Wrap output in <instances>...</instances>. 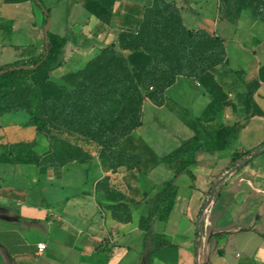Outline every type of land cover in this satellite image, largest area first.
<instances>
[{
  "label": "crops",
  "instance_id": "crops-1",
  "mask_svg": "<svg viewBox=\"0 0 264 264\" xmlns=\"http://www.w3.org/2000/svg\"><path fill=\"white\" fill-rule=\"evenodd\" d=\"M167 1L180 7L185 24L194 21V17L187 18L190 10L205 28L217 29L220 24L219 0H185L184 4ZM64 2L0 0V24L9 28L7 22H14L10 34L5 32L6 28L0 29V65L20 59L28 49L30 56L35 55V46L45 38L42 30L46 34L43 7L58 9ZM152 2L116 0L115 11L122 13L128 5L145 6ZM68 4V32L80 35L78 42L81 36L84 41L92 40L91 45L82 46L84 50L93 53L97 51L95 44H108L111 38L113 41L117 38H113L114 29L122 32L118 17L114 23L107 24L81 3L69 0ZM246 38L237 32L233 39H227L232 64L234 56H249ZM255 57L259 60L245 62L244 67L248 81L258 80L254 93L258 108L250 122L231 147L199 155L200 163L192 167L195 181L186 174L178 176L173 210L166 219L155 217L151 221L148 236L144 224L151 195L145 192L154 193L155 187L172 179L175 172L162 164L146 165L145 155L139 156L143 153L139 142L144 141L160 157L194 134L183 119L187 112L185 105L172 92L184 76L178 77L165 91L146 98L143 124L133 131L128 142L107 149L89 143L79 145L91 156L81 159L65 157L32 166L0 164V264H147L154 250L155 234H163L173 245L158 250L153 264H197L198 260L200 264H264V152L222 183L204 213V234L199 245L197 242L199 212L213 183L224 174L235 152L252 150L264 143L262 56L257 53ZM68 62L70 67L77 65L71 57ZM195 82L201 87L196 97L200 109L192 114L205 125L245 120L246 112L236 104L242 102L235 91L230 93L231 98L235 95L233 104L208 108L213 96L200 81ZM165 108L170 111L167 122L176 118L179 128L170 130L167 124L159 123L156 112ZM16 116L0 115L1 143L35 142L40 155L53 152L52 146L40 144L41 134L35 126L21 122ZM148 158L153 157L148 155ZM218 233L224 236L214 241L212 238ZM40 243L46 244L44 251L39 250Z\"/></svg>",
  "mask_w": 264,
  "mask_h": 264
},
{
  "label": "trees",
  "instance_id": "trees-1",
  "mask_svg": "<svg viewBox=\"0 0 264 264\" xmlns=\"http://www.w3.org/2000/svg\"><path fill=\"white\" fill-rule=\"evenodd\" d=\"M16 1L23 0H6V2ZM34 1L39 2V0ZM73 1L81 3L90 13L107 24L114 23L118 17L120 19L119 25L122 29L120 34L121 43H124L122 45L131 50L128 55L124 56L125 68L122 70L119 79L122 82L126 81L129 83L122 89V98L129 106H132L131 110H133L135 116L126 129V137L123 143L130 141V135L133 131L137 127L142 126L143 105L146 98L165 91L180 76L198 80L210 91L213 101L208 108H212L215 104L219 103H221V106L234 103L228 98L227 91L224 89V85L226 84L222 85V82L218 81L215 76L223 72V70H220L221 67L228 63L226 40L219 36H212L204 29L192 30L186 28L180 10H178L175 3L171 4L167 0H154L150 5L145 6L132 4L126 6L125 11L121 13L115 11L116 0ZM162 6L167 8L174 7L178 15L169 20L170 27L163 28V31L157 32L153 30L149 32L152 28L156 27L154 25L157 24L158 20L153 21L152 19H154L153 17L156 14L162 12ZM43 8L45 13H47L44 22L47 25L50 19V9ZM7 23L10 24L9 28L1 23L0 29L6 28L5 32L10 34L14 22L10 20ZM70 33L68 32L63 35L49 29L45 34L44 44L38 48L37 56L29 60H16L0 66V115L15 112L17 108H21L23 104H20L19 98L22 93H25L29 112L28 123L35 126L38 134L44 132L51 133L48 124L42 116L45 101L50 96V90L46 84L50 83V72L61 67L63 63V56L70 40ZM127 40L130 41L128 44ZM137 41L138 43H136ZM91 43L92 40L86 39L81 46L86 47L91 45ZM182 50L186 51V54L190 52V55H193L191 52L197 51L196 56L204 55L206 52L214 53L217 61L201 66L199 62L193 60L191 63L196 64L185 67L181 65L182 54L173 56L174 51L180 52ZM99 57L100 55L92 61L97 62ZM230 72L235 75V78L228 84V88L231 91H235L237 97L242 99L243 110L246 112L243 122L239 121L234 124L220 123L210 127L205 125L200 117L187 111L183 115V119L193 130L194 134L182 140L180 145L170 153L158 157L144 141L141 140L139 142L140 147L143 149V153H140L139 156L145 155L144 162L146 165L150 162L153 165L162 164L175 172V176L172 179L157 185L154 193L150 191L145 192L146 195H151L149 215L145 219L144 224L147 236L151 234V221L155 217L164 220L173 210L178 193L176 182L178 176L186 174L192 181H195L196 175L192 171V167L200 163L199 155L205 152L222 151L231 147L239 139L242 129L250 122L253 111L258 108L254 99L258 80L248 81L244 70H231ZM72 73L77 74L78 72ZM261 78L264 80V70L261 71ZM150 79H152L151 90L149 88L145 90L140 86H145ZM87 85V83L79 84L77 88H86ZM57 87L56 93L61 94L62 88ZM58 144L52 145L53 152L48 151L40 155L35 149V142H18L12 145L2 143L0 144L2 149L0 164L11 162L32 166L34 164L41 165L43 162H57L65 157L80 159L84 156L91 157L89 154L84 153L79 146ZM257 148L233 154L226 171L218 180L220 183L214 198L219 193L222 183L234 172L238 171L240 169L239 165L244 160L253 156ZM263 152L264 149L253 160ZM148 155L153 157L152 160L148 158ZM215 184L216 182L211 186L207 199L199 212L197 229L198 245L204 234L203 216L205 212L203 213V209L211 198L212 189ZM210 204L211 201L208 203L207 208ZM223 236V234L218 233L212 239L217 241ZM154 237V250L147 264H153L158 250L173 245L163 234H155ZM219 252H222V250H219Z\"/></svg>",
  "mask_w": 264,
  "mask_h": 264
},
{
  "label": "rangeland",
  "instance_id": "rangeland-1",
  "mask_svg": "<svg viewBox=\"0 0 264 264\" xmlns=\"http://www.w3.org/2000/svg\"><path fill=\"white\" fill-rule=\"evenodd\" d=\"M178 3L184 4L185 0H177ZM69 0H66L58 9H50V21L51 30L60 34L68 33V8ZM171 4L176 2L170 1ZM186 5V4H185ZM180 14L183 22L184 16L180 9ZM184 8V7H183ZM193 11L190 10L187 16L193 18L194 21H186V28L192 30L204 29L208 31L212 36H219L224 40L233 39L237 32L247 37L244 41L249 44L247 47L249 50V56H234V63L230 61L228 55V63L221 67L220 74H216L218 81L224 83V89L227 91L229 99L235 100V95L230 97L231 90L228 88L235 75L231 70H244L247 62H254L259 60L255 57V54L260 53L261 57V70H264V0H219L218 19L220 24L217 29L212 27H204L201 23V19L196 15H193ZM47 13H45L46 16ZM178 15L174 7L162 6V12L156 14L153 21L158 20L153 30L163 31L165 27H170L171 18H175ZM46 29V27H45ZM63 29L64 33L62 32ZM114 29V28H113ZM118 29V27H117ZM42 34L45 37V34ZM115 36L110 39L108 44H93V47L97 48V51L90 53V50H84L81 46L84 43V39L81 36L78 42V37L75 33H70V40L65 48V56H63L64 62L61 67L50 72V83L46 86L50 90V96L45 101V107L42 109V116L48 124L51 133L44 132L39 137L40 144L44 147L52 146L54 144H71L74 146H85L88 143L96 146L112 147L119 145L124 141L126 137V129L129 126L131 120L134 118L132 106H129L122 98V89L128 85V82H122L120 78L122 70L125 68L124 56L128 55L131 50L124 47V43H121L120 34L118 30L114 29ZM80 34V33H79ZM75 36V38H74ZM77 39V40H75ZM44 40L36 45V53L30 56V51L27 50V54L17 60H29L34 56H37L38 47L44 44ZM127 44L130 42L126 41ZM138 43V41L136 42ZM123 44V45H122ZM135 44V42H134ZM248 45V46H249ZM32 48V47H31ZM76 50H80V53H74ZM89 52V55L85 52ZM197 52V51H196ZM195 51L191 52L193 55L186 54V51L173 52V56L181 55V65L189 66L199 62L200 65H208L217 61L214 53L206 52L204 55L196 56ZM76 54V55H75ZM99 57L97 62H93L96 57ZM192 56V57H191ZM72 58L77 65L70 67L68 64V58ZM194 57V58H193ZM189 58H191L189 60ZM14 58H12L13 60ZM16 60H13L14 62ZM72 61V60H71ZM246 62V63H245ZM10 63V62H9ZM6 64V63H5ZM1 66V65H0ZM72 72H78L73 74ZM161 77V76H159ZM162 78V77H161ZM147 80V79H146ZM149 81V80H148ZM87 83L86 88H77L79 84ZM149 83V84H148ZM145 86L140 85L145 90L150 89L152 79ZM179 84L172 92L177 93L180 97L179 103L185 105V110L191 113H197L199 106L196 103V97L201 90L200 86L196 85V82L192 78L183 77L179 79ZM62 88L61 94L56 93V88ZM151 90V89H150ZM219 95V94H218ZM25 93H22L19 98L20 104H23L21 108H17L15 112H9L16 114L21 122H28L29 112L26 103ZM242 102V99H240ZM223 108L225 106H220ZM236 104L241 108L244 107L242 103L236 101ZM25 105V106H24ZM170 111L168 108L158 110L156 115L159 117L160 124H167V128L175 130L179 128V122L176 118H172L171 122H167V114ZM144 114V105H143ZM219 120H222L220 118ZM218 121L217 124H219ZM174 124V125H173ZM216 124V125H217ZM173 125V127H172ZM192 133V131H191ZM188 137V136H185ZM0 144H2L0 142ZM58 144V145H59ZM167 168L165 165H163Z\"/></svg>",
  "mask_w": 264,
  "mask_h": 264
},
{
  "label": "water",
  "instance_id": "water-1",
  "mask_svg": "<svg viewBox=\"0 0 264 264\" xmlns=\"http://www.w3.org/2000/svg\"><path fill=\"white\" fill-rule=\"evenodd\" d=\"M50 26H51V21L49 20L48 23H47L46 29H45V33H47V32L49 31ZM262 149H264V144H261L260 146H258V148L256 149V151L254 152V155L251 156L250 158L244 160V161L239 165V168H242L243 166H245L246 164H248L251 160H253V158H254L255 156H257V155L259 154V152H260ZM219 183H220V182L218 181V182H216V184L214 185V187H213V189H212V194H211V198H210L209 202L213 200V198H214V196H215V193H216V190H217V187H218ZM209 202H208V203H209ZM208 203L206 204L205 208L203 209V213L206 211V208H207ZM197 264H200V263H199V260L197 261Z\"/></svg>",
  "mask_w": 264,
  "mask_h": 264
},
{
  "label": "built area",
  "instance_id": "built-area-1",
  "mask_svg": "<svg viewBox=\"0 0 264 264\" xmlns=\"http://www.w3.org/2000/svg\"><path fill=\"white\" fill-rule=\"evenodd\" d=\"M151 89H152V88H151ZM45 248H46V244H45V243H40V244H39V250H40V251H44Z\"/></svg>",
  "mask_w": 264,
  "mask_h": 264
}]
</instances>
